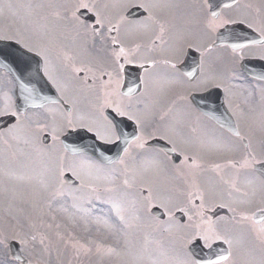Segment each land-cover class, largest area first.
Here are the masks:
<instances>
[{"label": "snow or ice", "instance_id": "1", "mask_svg": "<svg viewBox=\"0 0 264 264\" xmlns=\"http://www.w3.org/2000/svg\"><path fill=\"white\" fill-rule=\"evenodd\" d=\"M5 9H15L13 15L21 18L24 28L13 31L11 26L0 24V41H14L26 52L40 57L44 75L52 82L57 93L61 94L59 101L52 100L51 103L63 102L73 105L72 110L61 120H57L55 112L50 110L52 124L39 127L36 131L42 132L51 127L53 142L59 139L58 131L76 128L94 133L95 139L105 144L119 142L123 137V154L115 161L103 154L99 155L98 160H91L83 149L74 145L65 146V153H71L75 159L67 165L61 163L56 175L59 183L64 184L65 172L68 171L73 181L79 182L80 188L90 189L102 203L110 202L112 213L122 225L126 220L124 201L111 198L105 200L100 195L101 192L112 193L117 190V180L110 165L125 164L126 158L132 156L133 148L145 150L146 137L153 136V133L146 129L156 105L160 103L168 87L182 83L184 76L191 79L199 76L200 84L223 87L226 93L225 103L228 105L227 113L230 115L222 119L220 127L230 130L229 134H216L205 127L197 135L181 139L185 148L177 153L176 161L170 160L169 163L179 176L185 178L187 187L175 196L160 198L159 207L162 216L167 217L166 220L161 216L151 217L153 223L149 226L166 234L172 254L161 252L159 257H156L147 248L134 247L129 248V254L135 257L134 264H241L242 256L246 257L244 264H264V152L257 154L251 137L243 135L239 123L232 119L238 114L228 98L230 89L224 83L222 73L217 70V64L223 62V57L209 59L218 50L230 49L234 54L231 61L239 63L244 59L246 52L259 49L254 58L264 61V9L257 7L251 0H194L192 3L185 0H30L26 4H12L7 0H0V17L4 16ZM182 9L192 18L185 29L175 32L166 28L161 14L174 18ZM133 10H136L138 15H133ZM226 11H234L235 17L226 15ZM229 25H242L243 29L224 35L221 30H226ZM69 26L77 38H82L84 49L89 43H100L106 49V55L88 56L87 63L81 66L73 63L71 74L65 75L61 80L53 73L50 44L56 28ZM248 30L253 35H248ZM166 32H170L168 40L164 38ZM137 39L147 40L143 45L145 54L142 56L138 55L142 48L140 43H134L132 46L128 44V41ZM189 50L198 54L199 59L194 61L195 67L191 71L181 73L180 61ZM162 55L164 59L159 58ZM71 60L72 58L65 54L62 68L68 69V62ZM161 65L163 71L160 70ZM129 66L141 70L132 81L125 79ZM79 73H84V76L81 78L76 75ZM103 77L107 79H102ZM261 79H264V76H261ZM73 80L77 81L75 85ZM70 89L74 93L86 91L94 96L95 102L91 112H79L74 99H65ZM149 96L152 97L151 103H146ZM3 97L4 105L0 107V117H14L16 123L0 133V137L19 140L21 114L14 110L8 92H5ZM179 99L187 102L188 98L182 96ZM105 109L117 117L131 121L135 125L134 133L129 136L121 132L116 122L105 114ZM203 115L208 121L217 119L215 113ZM260 127L264 131V111L261 112ZM157 131L159 132V129ZM195 131L196 129H193V132ZM169 133L175 134L174 125H168L160 134V138L175 145L176 140ZM238 145H243L239 160H228L225 165L213 164L209 168L218 174L223 167L236 169L237 175L257 174L259 182L248 179L245 190L241 192L234 179L221 178L222 183L229 185L231 189L229 195H238L231 202L221 199L216 203V200L223 196V191L211 180L202 184L198 179L209 170L205 168L203 158L210 152H232ZM170 151L177 152V147H172ZM159 155L160 150L151 149L144 159L145 166L161 168ZM164 155L167 156L168 153ZM11 178L24 179L22 176ZM122 183L126 188L131 187L127 179ZM258 194L260 202L254 210L238 211L242 205L251 207ZM153 198L151 189H148L144 200L149 211L153 206ZM181 198L182 202H179ZM217 207L226 209L227 214L216 215ZM177 211L182 214L180 220L176 219ZM109 226L116 231L115 225ZM31 240L35 241L36 237L32 236ZM8 241H17L21 245L19 251L27 252L28 257L33 254L29 251L28 241L23 235L15 231L8 235L6 231L0 230V246L7 247ZM39 243H45L43 237ZM257 245L259 256L255 254ZM80 247L84 248L83 245ZM96 251L108 255L116 253L114 247L105 248L99 244ZM28 257L9 253L0 264H32ZM42 264L47 262L42 260Z\"/></svg>", "mask_w": 264, "mask_h": 264}, {"label": "flooded vegetation", "instance_id": "2", "mask_svg": "<svg viewBox=\"0 0 264 264\" xmlns=\"http://www.w3.org/2000/svg\"><path fill=\"white\" fill-rule=\"evenodd\" d=\"M185 2L192 3L194 0H185ZM11 3V2H10ZM9 11V10H8ZM226 15H230L235 17V13L226 11ZM9 17V16H8ZM10 18V17H9ZM192 18L187 15L184 10H180L177 12L174 18L167 16L166 14H161V20L165 22L166 28H170L171 31L182 32L188 21ZM4 16L0 17V24H3ZM170 36V32L165 33V40H168ZM191 39V37H188ZM134 43H140L142 48L138 55H144L143 45L147 43V40H134L128 41L129 46H132ZM158 43V42H157ZM52 48V54L50 55L51 66L53 69L54 75L57 79H63L65 75L71 74V66L74 63L76 66H81L87 63L88 56H97L102 57L106 55V49L100 43L96 45H92L89 43L87 48L84 49L82 47V38H77L74 35V32L71 30V26L64 28L58 27L55 29L53 33V38L50 44ZM259 52V49H254L252 51L246 52L244 54V58H254L255 54ZM67 54L72 58L69 61V68H62L63 56ZM234 54L230 51L218 50L216 53H213V57L216 56L223 57V62H218L217 70L222 73L224 83L229 87L230 94L228 98L232 102V107L236 110L237 116L233 117L234 121H237L240 125V130L243 135L250 136L253 148L256 150L257 154L264 152V131L261 130L260 127V119L261 112L264 111V99H262V94H264V81H260L251 77L246 76L239 68L238 65L240 63H233L231 61V57ZM160 59H164L165 57L162 55L159 57ZM199 59L198 54L193 53L189 50L188 54L181 59L180 61V71L188 72L191 71L193 67H195L194 61ZM131 69L127 72L125 79L127 81H132L134 77L141 71L132 66H129ZM42 73H43V62L41 64ZM160 70L163 71V66H160ZM44 75V73H43ZM79 77H83L84 73L76 74ZM91 75V73H88ZM99 75V73H97ZM45 76V75H44ZM45 78L51 83L52 82L45 76ZM102 79H107V77H103ZM201 77L196 76L195 79H191L187 76L183 77V82L180 84H176L168 87L165 95L161 99L160 103L156 105L154 113L152 115L151 121L146 129L148 132H152L153 136L151 138H147V144L145 150H137L135 148L132 149V156L130 158H126L125 165H135L134 170L136 172L144 171L147 174H150V171H154L153 176H146L143 180H141V184L145 189H142L141 192L143 196L146 197L148 194V189H151L153 193L152 205L158 206L160 205V198L166 197L169 195H177L179 191L183 190L187 187L186 181L184 177L178 175L169 161H176L177 153L185 148V145L181 143V139L183 137L197 135L202 128H207L210 131H214L216 134H224L228 135L230 131L222 129L220 124L222 122H217L216 120L208 121L203 114L200 112V108L196 107L193 103H190L189 98L191 96H203V95H221L226 99V93L224 92L223 87L215 88L209 87L207 85L200 84ZM73 85L77 83L76 80L72 81ZM99 84V81H97ZM30 89L34 91L37 87H41L44 89V85L42 82H38L36 80V74L30 75ZM13 94L15 95L16 90L20 86V82L18 80H13ZM54 87V86H53ZM56 90V88L54 87ZM202 89V90H201ZM57 92V91H56ZM60 97V93H57ZM187 97V102L180 100V97ZM65 99L71 101H76V108L79 112L87 113L92 111V104L95 102V98L91 93L86 91H81L74 93L71 89L65 95ZM152 97L149 96L146 98V103H151ZM175 101V103H173ZM226 108L228 105L225 103ZM73 108L72 103L65 104L63 102H57L56 104H45L41 108H32L31 112L34 113V117H32V121L35 129L42 127L44 125L52 124V116L51 112H55L56 119L60 120L61 113L65 115L70 112ZM215 115H221L220 105H215ZM89 109H91L89 111ZM105 114L109 115L112 118L119 130L123 133L128 134L129 136L134 133L135 125L126 120L125 118L117 117L114 113H111L110 110L105 109ZM64 115V116H65ZM99 115L98 113L96 114ZM62 116L61 119L64 117ZM43 117L47 118L50 122L47 124L43 123ZM163 117V119H161ZM175 126V134L169 133L173 135V139L176 140V144H169L166 140L160 138V134L164 131V129L168 125ZM159 129V132L157 131ZM193 129H196L193 132ZM69 129H66L67 131ZM39 136L44 133H48L52 135L51 127H48L46 130L42 132H38ZM157 141L161 144L168 143L171 147H177V152H174V156L172 160V156L169 154L167 156L164 155L166 153L161 146H154L151 143ZM117 143V142H116ZM151 149L160 150L159 160L161 161V168H148L144 164V159L148 156ZM243 145H238L236 150L232 152H210L206 154L203 158V163L205 168L209 170L201 174L198 179L200 183L204 184L208 180H211L214 184H216L219 190L223 191V196L220 199L216 200V203H219L222 200L231 202L237 197V193H233L231 196L229 192L231 191L229 185L222 183L221 178L223 180H235L237 186L240 188L241 192H243L247 186V180H255L259 182V176L257 174L241 173L237 175L236 169L230 167H223L219 174L216 171H212L209 166L213 164H221L225 165V162L228 160H239L242 156ZM123 154V152H122ZM117 165V164H115ZM115 165L111 166L114 167ZM122 165V164H119ZM259 168V166H257ZM182 202V198L181 201ZM260 196L259 194L255 198L254 204L249 206H239L238 211H247L250 212L254 210L256 204H259ZM139 205L143 208H146V202L144 199L139 200ZM215 214L222 216L227 214L226 209L216 208ZM175 216L177 220L182 218V214L180 212H175ZM167 217L164 219L166 220ZM159 231V230H158ZM159 233H161L159 231ZM259 256L258 245L255 253ZM241 264H244L246 257H240Z\"/></svg>", "mask_w": 264, "mask_h": 264}, {"label": "rangeland", "instance_id": "3", "mask_svg": "<svg viewBox=\"0 0 264 264\" xmlns=\"http://www.w3.org/2000/svg\"><path fill=\"white\" fill-rule=\"evenodd\" d=\"M8 1L12 4L30 2V0ZM256 1L260 7L261 1ZM256 1L251 0L255 5ZM262 6L264 7V3ZM14 11L15 9L7 10L4 16L13 19L9 21L12 25L11 28L23 29L24 23L19 16L13 15ZM4 78V75L0 74V107L4 105L3 94L6 92V84L2 81ZM31 132L35 138L36 134ZM18 135L20 139L30 137L27 132H18ZM17 142L25 144L10 137H0V230L6 231L8 235H12L15 231L24 236L28 241V249L33 254L28 257V253L24 252L23 255L31 259L32 264H42V260L47 264H134L135 257L129 254V248L132 247L133 233L138 230V225L135 222L140 218L134 220L133 215L132 220L127 219L122 225L116 219L115 214H111L106 203L102 204L97 198L92 200L87 197H77V194L71 197L65 195L61 188L54 186L50 187V196H45L43 191L36 192L29 189L33 183L34 174L27 158L29 156L36 157L38 151L34 147L28 146L29 151L19 155ZM60 156V150H57L56 162L58 164ZM47 160L49 157L46 155L43 162L35 167L40 165L39 170L53 168V163H44ZM55 175L56 171L53 173V176ZM21 176L24 177L23 180L11 178ZM115 179L118 185L117 190L101 195L102 199L108 200L114 196L118 200L124 196L122 181ZM21 181L25 182L21 183ZM36 197L40 199H35ZM123 201L126 212L134 210L135 199L132 208L129 200L123 199ZM141 214L142 217L145 215L143 212ZM112 222L114 224L117 222L116 231H113L109 226L112 225ZM112 233L116 235L115 246L112 245L113 240L110 238ZM32 236L36 237L35 241L31 240ZM42 237L45 240L43 245L39 243ZM98 244L105 248L114 247L116 253L111 255L97 253ZM80 245H83L84 248H81ZM85 249L91 250L85 251ZM165 251L169 255L172 254L170 249ZM8 254V246H0V262L4 261Z\"/></svg>", "mask_w": 264, "mask_h": 264}, {"label": "water", "instance_id": "4", "mask_svg": "<svg viewBox=\"0 0 264 264\" xmlns=\"http://www.w3.org/2000/svg\"><path fill=\"white\" fill-rule=\"evenodd\" d=\"M14 120V118L12 117H3V118H0V127L1 126H6L8 123H11L12 121ZM85 147L87 151L89 152H94L93 150V146H91V144H89L88 142L85 143ZM89 147V148H88ZM10 249H11V254H18V255H21L20 254V251H19V246L16 242H11L10 243Z\"/></svg>", "mask_w": 264, "mask_h": 264}]
</instances>
